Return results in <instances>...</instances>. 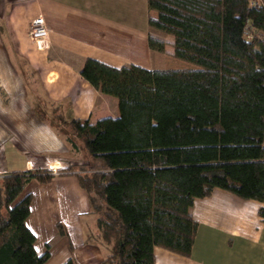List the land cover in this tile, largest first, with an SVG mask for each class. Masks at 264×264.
<instances>
[{"label":"trees","instance_id":"obj_1","mask_svg":"<svg viewBox=\"0 0 264 264\" xmlns=\"http://www.w3.org/2000/svg\"><path fill=\"white\" fill-rule=\"evenodd\" d=\"M147 8L148 27L171 36L172 55L194 66L113 67L87 58L79 74L117 99L116 117L67 119L57 104H33L90 159L75 175L98 214L94 238L109 247L102 264H155L154 246L189 256L198 226L190 208L214 188L260 202L264 218V0H147ZM147 40L165 51L163 38ZM53 176L38 169L0 179V264L48 259L25 224L30 195L19 196L31 179Z\"/></svg>","mask_w":264,"mask_h":264},{"label":"crops","instance_id":"obj_2","mask_svg":"<svg viewBox=\"0 0 264 264\" xmlns=\"http://www.w3.org/2000/svg\"><path fill=\"white\" fill-rule=\"evenodd\" d=\"M38 15L48 31L49 46L43 50L29 37V24ZM148 15L154 13L147 0H0V179L10 172L60 171L47 182L31 179L19 196L30 195L25 224L35 236L37 254L48 248L43 264L69 258L102 264L109 247L95 240L98 214L76 172L65 170L73 154L88 155L82 144L74 151L36 115L33 104H57L67 119L116 117L117 99L100 93L79 74L87 58L113 67H191L172 55L171 36L148 27ZM149 33L166 41L164 52L149 48ZM261 206L214 188L209 196L194 199L190 208L198 222L190 255L154 246V263L264 264Z\"/></svg>","mask_w":264,"mask_h":264},{"label":"built area","instance_id":"obj_3","mask_svg":"<svg viewBox=\"0 0 264 264\" xmlns=\"http://www.w3.org/2000/svg\"><path fill=\"white\" fill-rule=\"evenodd\" d=\"M29 37L36 49L43 50L48 48V31L44 18L41 15L31 20L29 24Z\"/></svg>","mask_w":264,"mask_h":264},{"label":"rangeland","instance_id":"obj_4","mask_svg":"<svg viewBox=\"0 0 264 264\" xmlns=\"http://www.w3.org/2000/svg\"><path fill=\"white\" fill-rule=\"evenodd\" d=\"M186 62V61H184ZM189 66H194L193 64L186 62ZM29 78V76H28ZM30 79V78H29ZM32 97V96H30ZM33 98V97H32ZM39 100H41L39 98ZM43 100V99H42ZM48 104V103H47ZM50 105H48V108L51 109L54 105H51L52 103H49ZM58 113H62V111H60V108L57 110ZM63 114V113H62ZM64 115V114H63ZM66 118V116H64ZM70 164L67 165L69 166V168H66V171H88V163L90 161L89 157L85 155L84 152H77V154H73V156H71L70 158ZM63 170V169H62ZM53 173H60V171L57 169V171L53 170Z\"/></svg>","mask_w":264,"mask_h":264}]
</instances>
